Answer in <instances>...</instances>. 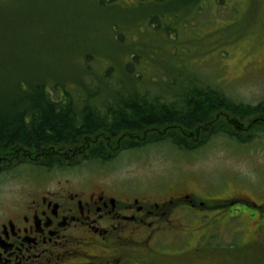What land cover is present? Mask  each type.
Listing matches in <instances>:
<instances>
[{"label":"rangeland","instance_id":"rangeland-1","mask_svg":"<svg viewBox=\"0 0 264 264\" xmlns=\"http://www.w3.org/2000/svg\"><path fill=\"white\" fill-rule=\"evenodd\" d=\"M182 2L0 0V93H10L19 82L29 88L83 81L86 64L94 76L112 68L111 80L126 85L120 70L132 64L141 84L156 93L152 95L178 93L188 81L198 82V75L238 104L264 101V0H203L195 6ZM132 53L136 55L130 59ZM175 77L176 85L167 86L166 80ZM79 167L113 184L147 186L150 191L186 188L190 194L209 195L216 202L208 210L211 215L223 210L216 200L229 190L257 204L264 201L261 136L247 144L217 136L192 153L168 144L147 146L108 165ZM22 168L15 179L0 177V193L26 185L30 168ZM38 172V178L44 177ZM243 208L253 213L249 206ZM228 234L219 242H205L202 248L210 251L209 259H193L200 257L202 264H264V245L238 247L237 238ZM152 253L160 259L151 264H194L184 243L155 245Z\"/></svg>","mask_w":264,"mask_h":264},{"label":"flooded vegetation","instance_id":"flooded-vegetation-1","mask_svg":"<svg viewBox=\"0 0 264 264\" xmlns=\"http://www.w3.org/2000/svg\"><path fill=\"white\" fill-rule=\"evenodd\" d=\"M72 98L74 107L66 109ZM85 100L83 95L47 93L42 101L57 116L68 113L73 129L62 128L61 136L46 131L50 140L29 146L0 141V177L15 179L22 167L30 168L25 186L0 193V264H151L160 259L152 253L155 245L176 243H184L193 263L202 264L193 256L209 259L210 251L202 246L225 239L228 232L238 247L264 245V201L257 204L229 190L216 200L223 210L211 215L208 210L216 202L207 194L175 187L150 191L79 171L85 163L111 164L130 152L123 148L131 143L125 134L114 141L101 133L85 134ZM39 170L44 177L38 178Z\"/></svg>","mask_w":264,"mask_h":264},{"label":"trees","instance_id":"trees-1","mask_svg":"<svg viewBox=\"0 0 264 264\" xmlns=\"http://www.w3.org/2000/svg\"><path fill=\"white\" fill-rule=\"evenodd\" d=\"M202 1L183 0L182 3L195 6ZM133 55L136 54L132 53L130 59ZM131 67L135 70L132 64L127 65V70H120L126 85L111 80L112 68L94 76L92 68L86 71L87 64L84 66L85 80L77 83L38 84L27 88L19 82L10 93H0V141H20L29 146L40 140H50L46 131L61 136L62 128L73 129L68 113L57 116L42 101L47 93L85 96L84 133L89 136L101 133L113 141L125 134L131 137V143L123 148L128 151L168 144L175 150L192 153L217 136H224L236 144H247L260 135L264 138V127L260 124L264 121V101L256 106L238 104L198 75L195 78L200 80L195 81L196 84L188 81L191 84L181 86L178 93L152 95L156 93L142 85L145 83L141 81V74ZM93 76L96 79L89 80ZM167 80L165 83L170 87L177 83L176 77L170 83ZM67 102L66 109L74 107L73 98ZM247 126L249 128L243 131Z\"/></svg>","mask_w":264,"mask_h":264}]
</instances>
